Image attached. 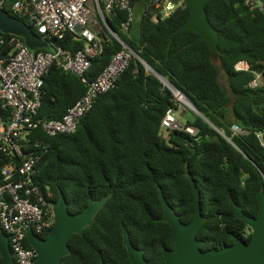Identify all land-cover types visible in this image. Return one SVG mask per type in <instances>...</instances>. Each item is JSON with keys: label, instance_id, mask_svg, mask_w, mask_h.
<instances>
[{"label": "trees", "instance_id": "trees-1", "mask_svg": "<svg viewBox=\"0 0 264 264\" xmlns=\"http://www.w3.org/2000/svg\"><path fill=\"white\" fill-rule=\"evenodd\" d=\"M251 1L207 2V17L218 32L219 61L211 58L206 40L197 32L179 30L188 15L184 1L164 16L154 0L148 4L132 0L133 9L136 3L141 8L126 32L120 30L125 11L106 14L109 25L136 56L131 55L114 86L96 97L74 132L48 136L40 129L32 131L34 138L48 144L46 151L38 150L33 178L50 204L61 191L69 212L76 213L89 198L109 196L91 225L70 236L71 252L60 264H131L121 225L132 244L144 250L149 264H164L162 247L171 248L173 239L170 225L159 220L163 209L158 188L187 223L195 207L188 175L198 188L205 217L197 233L203 240L201 248L231 244V234L249 241L251 230L235 216L234 208L240 205L246 214L256 216L257 192L264 190V134L258 137L264 131V7ZM10 2L4 9L12 14ZM108 36L101 53L91 59L85 74L89 79L96 78L122 48ZM55 42L71 52L84 45L69 34ZM35 51H52V45ZM242 59L250 64L249 71L234 69ZM154 71L200 112L189 109L183 123L195 127V135L182 129L162 133L166 110H177L178 102ZM221 73L227 87L220 82ZM256 73L261 74V83L250 87ZM85 91L77 75L52 63L38 117L60 119ZM0 117H5L1 108ZM233 124L248 132L234 133ZM7 160L0 152V168ZM52 225L39 236L46 237Z\"/></svg>", "mask_w": 264, "mask_h": 264}, {"label": "built area", "instance_id": "built-area-1", "mask_svg": "<svg viewBox=\"0 0 264 264\" xmlns=\"http://www.w3.org/2000/svg\"><path fill=\"white\" fill-rule=\"evenodd\" d=\"M8 0H0V6ZM12 15L26 18L27 24L52 45V51L29 49L22 38L6 37L0 31V152L7 162L0 168V226L9 239L15 264H33L36 251L29 244L26 230L32 228L37 235L53 222L51 204L34 182L35 166L40 158L38 150L46 151L48 144L34 138L32 131L42 130L48 136L74 132L80 119L91 109L96 97L111 89L118 76L128 65L133 51L107 27L106 14L123 10L126 19L120 30L126 32L134 19L132 0H10ZM164 16L182 5L183 0H154ZM251 4V0H246ZM156 20V17H153ZM66 34L82 40L83 48L71 52L55 40ZM111 34L122 44L105 68L94 79L86 77L91 59L101 53L103 43ZM48 45V46H49ZM55 65L63 71L77 75L86 86L85 93L68 108L60 119L38 117L42 87L49 68ZM236 71H249L250 64L242 59L234 64ZM261 83V74L249 81L250 87ZM174 97L182 93L172 92ZM180 99V98H178ZM177 99V100H178ZM176 110L169 107L162 120L161 129H182L191 135L197 129L180 124ZM234 133L248 131L233 124ZM264 131L258 133L261 139ZM263 144V142H262ZM51 197V192H47ZM1 259V254H0Z\"/></svg>", "mask_w": 264, "mask_h": 264}, {"label": "water", "instance_id": "water-1", "mask_svg": "<svg viewBox=\"0 0 264 264\" xmlns=\"http://www.w3.org/2000/svg\"><path fill=\"white\" fill-rule=\"evenodd\" d=\"M140 1L148 4L152 0ZM183 1L188 7V15L179 26V30L190 29L197 32L206 40L210 49L211 58L219 61L218 32L210 23L206 13V4L209 0ZM258 1L264 7V0ZM107 27L111 33H115L109 23H107ZM0 31L22 38L25 45L31 50L47 48L49 45L48 41L34 32L32 27L23 19L10 14L1 6ZM154 73L172 92L178 90L157 72L154 71ZM182 95L186 99L183 102L191 110L200 114L189 99L183 93ZM211 125L217 129L213 124ZM188 178L193 190L195 207L193 218L187 223L180 220L175 209L165 199L162 189L160 187L158 188L163 209L162 216L159 217V220L170 225L173 239V246L171 248L162 247L164 264H264V190L257 192L258 211L256 216L246 214L240 205H235L234 208L235 216L245 222L251 230L249 241H245L239 236L231 234V244L224 245L220 248L202 249L201 245L203 244V240L197 237V233L203 225L205 217L201 213L198 188L190 175H188ZM108 198L109 196L100 199L89 198L87 205L82 210L76 213H70L67 201L60 191L58 199L51 204L53 225L48 231L47 236L41 237L35 234L32 228L26 230L28 242L36 251L33 264H60L61 259L71 252L68 246L70 236L72 234H82L84 228L91 225L95 215L104 206ZM121 232L122 242L126 248L127 256L131 264H149L144 257V250L132 244L124 225H121ZM0 254L2 264H15L9 246L8 236L2 230H0ZM100 264L106 263L102 261Z\"/></svg>", "mask_w": 264, "mask_h": 264}, {"label": "rangeland", "instance_id": "rangeland-1", "mask_svg": "<svg viewBox=\"0 0 264 264\" xmlns=\"http://www.w3.org/2000/svg\"><path fill=\"white\" fill-rule=\"evenodd\" d=\"M140 8H141V4L140 3H136L134 5V20H136L138 18V14H139L138 10ZM220 82L224 86L227 87V81H226V78H225V74H223V73L220 74ZM178 98H179V94H177V97H174V99L178 102V108H177L175 113H176V117H177L178 122L182 125L185 122L186 118L190 116V113H188V110L190 108L183 102V100L186 101L185 99L181 98L182 101H180L181 99L179 100ZM166 132L167 131L165 129L162 130V133L164 135H166Z\"/></svg>", "mask_w": 264, "mask_h": 264}, {"label": "bare ground", "instance_id": "bare-ground-1", "mask_svg": "<svg viewBox=\"0 0 264 264\" xmlns=\"http://www.w3.org/2000/svg\"><path fill=\"white\" fill-rule=\"evenodd\" d=\"M179 98H180V99H181V98H182V99H185L184 97L181 96V94H179ZM182 99H181V100H182ZM185 100H186V99H185ZM183 101H184V100H183Z\"/></svg>", "mask_w": 264, "mask_h": 264}]
</instances>
